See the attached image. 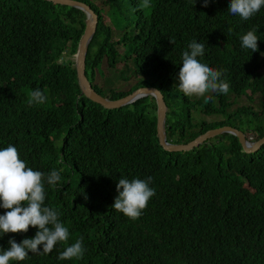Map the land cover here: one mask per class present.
Here are the masks:
<instances>
[{
  "label": "trees",
  "instance_id": "trees-1",
  "mask_svg": "<svg viewBox=\"0 0 264 264\" xmlns=\"http://www.w3.org/2000/svg\"><path fill=\"white\" fill-rule=\"evenodd\" d=\"M76 2L99 17L86 60L98 95L118 100L157 89L173 144L223 126L252 134L254 141L264 137V106L262 112H228L247 96L264 103V6L242 20L228 12L230 0H209L207 7L204 0H150L146 9L142 0H106L126 23V33L112 41L92 0ZM86 21L80 10L41 0H0V148L11 144L28 167L45 174L62 170L56 185L45 184V206L68 227L67 244L82 238L86 248L82 259L59 260L65 245L58 243L51 253L29 252L24 261L9 264H264V145L247 154L237 137L222 134L188 152H165L156 136L153 97L115 110L90 101L69 58L78 51ZM253 29L256 52L242 48L240 40ZM193 39L205 45L198 59L225 70L222 79L230 85L227 95L214 93L199 105L204 115L226 121L198 131L185 110L173 112V102L165 101ZM102 66L134 71L137 85L129 93L105 94L94 84ZM34 89L47 97L44 103L29 104ZM235 115L246 128L234 123ZM148 177L155 195L138 219L111 207L120 178ZM5 211L0 208V215ZM37 230L3 234L0 248L7 249L10 239L33 238Z\"/></svg>",
  "mask_w": 264,
  "mask_h": 264
},
{
  "label": "clouds",
  "instance_id": "clouds-1",
  "mask_svg": "<svg viewBox=\"0 0 264 264\" xmlns=\"http://www.w3.org/2000/svg\"><path fill=\"white\" fill-rule=\"evenodd\" d=\"M208 2L209 0H204V7L208 6ZM150 6V0H142L140 5L145 9ZM262 6L264 0H230L228 12L239 15L242 20H248L259 12ZM240 40L242 48L252 52L258 50L259 38L255 29L241 35ZM204 50L205 45L195 39L187 45V50L181 56L182 66L176 87L186 96H204L207 103L211 97L205 96L206 93L227 95L230 85L226 79H222L225 70H217L198 59L204 54ZM46 100L47 97L39 89L31 90L28 94L29 104H42ZM250 140L252 141L251 138ZM61 171L53 169L45 174L34 170L20 158L16 147L10 144L0 148V208L6 210L0 215V236L7 233H26L30 226L38 229L33 238H25L20 243L10 239L7 249L0 248V264L24 261L29 252L51 253L58 243L65 245L58 255L59 260L83 258L86 248L82 238L68 245V227L60 221L58 211L45 206V184L56 185L61 179ZM151 181V177L131 181L120 178L116 185L118 195L111 207L130 219H138L155 195V189L150 187Z\"/></svg>",
  "mask_w": 264,
  "mask_h": 264
},
{
  "label": "water",
  "instance_id": "water-1",
  "mask_svg": "<svg viewBox=\"0 0 264 264\" xmlns=\"http://www.w3.org/2000/svg\"><path fill=\"white\" fill-rule=\"evenodd\" d=\"M41 1L53 4L54 6L69 7L80 10L87 17L86 30L80 40L79 48L77 54L75 55L77 76L82 94L90 101L100 105L102 108L106 110L120 109L127 105L134 104L137 101H141L146 98L153 97L157 104L156 136L158 139V144L163 151L169 153L188 152L222 134H229L237 137L239 139L240 144L243 147L244 152L247 154L256 153L264 145V137L257 141H251L250 138L243 131L230 126H223L209 130L204 134L197 136L194 140L186 144L171 143L170 141L167 140V136H166L167 107L164 102L163 96L157 89L155 88L139 89L133 94L129 95L128 97L124 99L121 98L118 100H110L108 98L100 96L94 90V87L92 83L89 81V78L86 74V60H87L89 46L96 34L99 24V17L92 10V8L86 4L76 2L73 0H41Z\"/></svg>",
  "mask_w": 264,
  "mask_h": 264
},
{
  "label": "rangeland",
  "instance_id": "rangeland-1",
  "mask_svg": "<svg viewBox=\"0 0 264 264\" xmlns=\"http://www.w3.org/2000/svg\"><path fill=\"white\" fill-rule=\"evenodd\" d=\"M92 2L95 4V6L98 7L99 10H101L104 25L111 28L112 41H118L123 36V33H126V23L123 22L115 14V12H113L112 8L107 4L106 0H92ZM118 49L121 53L124 50L123 46H119ZM68 54L69 51L65 53L63 59H65V56H68ZM69 58L75 60V55L69 56ZM97 70L98 71L94 84L105 94H109L110 91H117L118 93H129L137 85L138 80L134 71L130 70V72H126V74H123L121 69L115 70L107 66H102L100 67V70L99 68ZM150 82L155 85L158 84L155 80H150ZM178 84V76L175 77L173 81L168 83V86L170 87L169 94H171V96L167 97L165 101L167 104L173 102V105H170L174 110L173 112H179V110L182 109L190 115V122L193 126L196 127L193 131H198V129L202 128L204 125H211L219 121H226L225 116L204 115L202 108H200L199 105L204 104L205 97L196 95L186 96L183 92L178 90V88L176 87L178 86ZM213 94V92H208L205 94V96L211 97ZM184 100H186L185 108H181L180 105L185 103L183 102ZM263 106L264 103L260 97H254V102H251L249 96H247L232 104V106L228 109V112H236L237 109H240L242 107H250L256 112H262ZM176 116L177 118H179L178 115ZM235 119V124H238V126L242 127V129L246 128L245 125L240 124V118L238 116H236ZM244 120L246 119L244 118ZM176 133H178V131ZM249 137H251L252 141H254V136L252 134Z\"/></svg>",
  "mask_w": 264,
  "mask_h": 264
}]
</instances>
